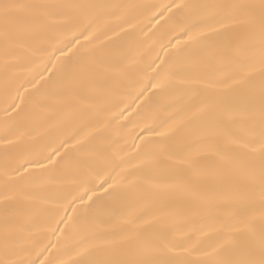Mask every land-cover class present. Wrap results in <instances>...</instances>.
Masks as SVG:
<instances>
[{"label":"snow or ice","instance_id":"6c2138e0","mask_svg":"<svg viewBox=\"0 0 264 264\" xmlns=\"http://www.w3.org/2000/svg\"><path fill=\"white\" fill-rule=\"evenodd\" d=\"M0 103V264H264V0H0Z\"/></svg>","mask_w":264,"mask_h":264},{"label":"bare ground","instance_id":"6f19581e","mask_svg":"<svg viewBox=\"0 0 264 264\" xmlns=\"http://www.w3.org/2000/svg\"><path fill=\"white\" fill-rule=\"evenodd\" d=\"M132 2L142 3V4H154L157 6H161V5H165V4H170L173 2V0H132ZM152 11H156V9H153ZM152 25H155V27H152ZM142 26H145L144 31L147 32L149 35H151L152 33H157V35H159L160 33H162L164 31V21L163 20H161L160 24L156 25L155 20H152V24H148L147 20L145 19V20H143ZM149 29H151V32H149ZM158 30H159V32H158ZM114 39H117V38L114 37ZM148 55L154 56L155 52L152 51L151 49H148L145 52V56L147 57ZM161 55H162V53H161ZM0 108H2V103H0ZM0 114H2V113H0ZM121 123H126V121H121ZM131 130H132L131 125H129L128 128L124 129V134L126 137L130 133Z\"/></svg>","mask_w":264,"mask_h":264}]
</instances>
